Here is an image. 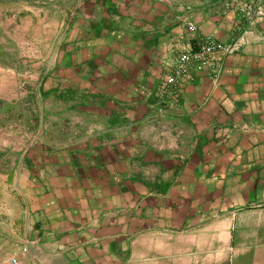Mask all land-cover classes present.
<instances>
[{
    "label": "crops",
    "instance_id": "1",
    "mask_svg": "<svg viewBox=\"0 0 264 264\" xmlns=\"http://www.w3.org/2000/svg\"><path fill=\"white\" fill-rule=\"evenodd\" d=\"M229 1H0V264H264V18ZM204 37L217 79L159 103Z\"/></svg>",
    "mask_w": 264,
    "mask_h": 264
},
{
    "label": "built area",
    "instance_id": "2",
    "mask_svg": "<svg viewBox=\"0 0 264 264\" xmlns=\"http://www.w3.org/2000/svg\"><path fill=\"white\" fill-rule=\"evenodd\" d=\"M228 3L245 18L250 20L264 18V5L260 1L230 0ZM235 48V42L223 44L211 37L202 38L195 47L192 44H185L172 58L164 62L165 74L155 94L159 103H178L184 80L190 78L197 70H206L216 80L224 56L232 53Z\"/></svg>",
    "mask_w": 264,
    "mask_h": 264
},
{
    "label": "rangeland",
    "instance_id": "3",
    "mask_svg": "<svg viewBox=\"0 0 264 264\" xmlns=\"http://www.w3.org/2000/svg\"><path fill=\"white\" fill-rule=\"evenodd\" d=\"M1 1V0H0Z\"/></svg>",
    "mask_w": 264,
    "mask_h": 264
}]
</instances>
